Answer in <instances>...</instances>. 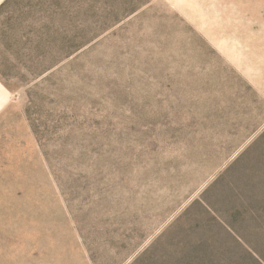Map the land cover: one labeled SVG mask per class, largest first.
Here are the masks:
<instances>
[{
	"label": "rangeland",
	"instance_id": "obj_1",
	"mask_svg": "<svg viewBox=\"0 0 264 264\" xmlns=\"http://www.w3.org/2000/svg\"><path fill=\"white\" fill-rule=\"evenodd\" d=\"M257 74L264 0H9L0 264H264V213L208 203Z\"/></svg>",
	"mask_w": 264,
	"mask_h": 264
},
{
	"label": "crops",
	"instance_id": "obj_2",
	"mask_svg": "<svg viewBox=\"0 0 264 264\" xmlns=\"http://www.w3.org/2000/svg\"><path fill=\"white\" fill-rule=\"evenodd\" d=\"M5 1L0 0V5ZM254 83L253 95L243 94L245 97L239 100H243L239 105L241 116H235L233 94V115L216 119L218 155L230 158L223 164L221 182L208 187V203L217 206L216 216L264 213V75H255Z\"/></svg>",
	"mask_w": 264,
	"mask_h": 264
},
{
	"label": "trees",
	"instance_id": "obj_3",
	"mask_svg": "<svg viewBox=\"0 0 264 264\" xmlns=\"http://www.w3.org/2000/svg\"><path fill=\"white\" fill-rule=\"evenodd\" d=\"M8 2H9V0H6L3 4H1V5H0V9H1L4 5H6Z\"/></svg>",
	"mask_w": 264,
	"mask_h": 264
}]
</instances>
